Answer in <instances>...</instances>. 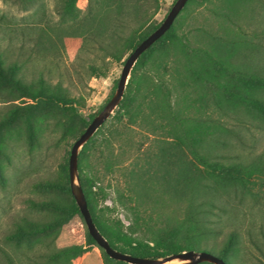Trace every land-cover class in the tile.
I'll list each match as a JSON object with an SVG mask.
<instances>
[{"label": "trees", "instance_id": "1", "mask_svg": "<svg viewBox=\"0 0 264 264\" xmlns=\"http://www.w3.org/2000/svg\"><path fill=\"white\" fill-rule=\"evenodd\" d=\"M77 1L62 0L58 8L60 15L67 18L76 17L79 10ZM191 1L193 0H186L164 33L136 58L123 95L117 103L121 109H136L137 106L133 103L137 101L140 84L147 81L141 73V68L147 60L154 61L156 66L160 64L163 59H158L167 55V43L173 48L184 51V43L177 32V18ZM218 1L219 4L214 8V12L220 18L221 32L210 33L209 39L205 41L206 44L194 48L196 51L194 55L200 58L197 61L193 62L191 55L185 54L188 59L186 76L196 84L209 88L214 105L225 116L233 117L242 126H248L254 121L255 126L262 127L264 125V0ZM124 4L123 0H115L116 15L121 13ZM108 5L107 7L110 8L111 6ZM132 6L134 8V1L131 3ZM133 8L129 9V13L133 19H136V23L131 25L130 33L126 35L116 33L118 38L116 41L121 42L122 46L127 45L130 52L162 21L153 23L148 29L141 31L147 17L142 18L137 15V11ZM248 26L249 30H247ZM163 40L168 42L155 48ZM116 41L112 43L114 46L109 52L112 55H116L117 52ZM20 68L21 64L15 60L5 63L0 50V86L11 99L19 101L13 102L0 117V146L9 133L25 131L28 135H32L39 126L40 120L54 116L62 122L64 131L69 126L81 124L82 128L79 126L78 131L74 133L77 138L104 105L90 113L89 118L86 119L79 113L77 96L70 94L60 82L51 83L42 76L26 81L20 75ZM90 68L93 73H101L95 65L91 64ZM150 90L152 97L148 106L155 115L167 118L166 124H170L168 131L173 139L168 144L160 146V154L153 153V158L152 154L147 155L149 158L147 165L143 166L136 160L129 169L128 189L132 200L125 199L120 192L115 196V203L120 204L130 214H128L129 223L125 224L120 218L109 219L102 209L98 208L97 195L105 196L106 190L101 186L94 188L96 177L89 173L88 168H84L88 165L90 152L101 144L95 134L105 120L78 151L79 180L93 221L109 243L124 252L162 257L188 248L206 249L221 256L228 264H234L232 260L240 249V236L235 228L227 231L217 250L212 248L215 247L214 245L208 247L203 246L202 243L209 240L210 236L218 234L220 226L216 209L223 210L222 197L239 190L241 193L250 192L251 176L264 172V157L258 154L247 161L238 156L233 159L231 149L228 147L233 145V138L241 140L240 126L239 128L227 126L214 118L210 124H206L208 125L206 129L204 120L195 119L191 122L188 116L181 115L179 109L171 105V88L166 84L157 82L150 87ZM112 94L113 92L107 100ZM200 125H203L205 130L201 136L193 131L194 129L199 131ZM186 147L194 158L188 159ZM223 147L224 151L221 149ZM105 167H111L109 160H106ZM62 171L65 181L46 178L33 183L35 188L49 189L53 192L43 197L27 198L32 210L44 211L46 216L22 215L14 221L13 228L4 234V239L16 249L17 253L13 254L2 247L0 264H74L73 259L88 250L93 243L98 245L104 256L114 264H130L109 256L88 229L85 232L84 243L72 242L63 245L55 243L64 223L75 214L83 218L71 193L68 159ZM167 199L180 201L183 204L177 205L174 213L168 212L165 211L164 203ZM141 200L150 202L166 213L163 224L147 228L151 234H146L145 231L136 234L139 215L133 203ZM40 246L42 249L39 248ZM260 261L264 264L262 260ZM202 263L214 264L210 261L194 264Z\"/></svg>", "mask_w": 264, "mask_h": 264}, {"label": "rangeland", "instance_id": "2", "mask_svg": "<svg viewBox=\"0 0 264 264\" xmlns=\"http://www.w3.org/2000/svg\"><path fill=\"white\" fill-rule=\"evenodd\" d=\"M61 1L0 0V50L5 63L15 60L21 64L20 75L24 80L42 76L51 83L60 82L70 94L77 96L79 113L88 119V115L105 104L110 93L115 91L114 84L119 78L123 60L130 52L127 45L122 46L116 41V35L130 33L131 25L136 23L129 13L133 8L131 3L134 1L133 9L137 15L147 17L143 31L163 20L174 0H123L124 7L116 18L115 0H78L79 10L73 18L60 15ZM218 4V0H193L188 4L177 18V32L184 43V51L173 48L166 40L160 41L155 48L166 42L167 55L158 59L163 60L157 66L152 60H147L142 66L141 73L147 81L140 84L137 101L133 103L136 109L123 110L116 105L95 134L101 144L90 152L88 165L84 168L96 177L94 188L101 186L106 190L105 196L97 195V206L109 219L120 218L125 224L130 222L127 210L115 203L117 192L132 200L128 189L129 169L136 160L143 166L147 165V155L152 154L153 158L155 153L160 154V146L173 139L168 131L170 124H166L167 118L155 115L148 106L152 97L150 87L157 82L171 88V105L179 109L181 115L188 116L191 122L202 119L206 125L217 118L227 126H240L241 140L233 138V145L228 147L233 159L238 156L247 161L258 154L264 157V125L255 126L251 121L248 126H242L233 117L225 116L214 105L209 88L186 76L188 59L185 54H190L193 62L197 61L200 58L194 55V48L206 44L210 33L221 32L220 18L214 12ZM115 41L117 52L112 55L109 52ZM91 64L97 66L101 73H93ZM9 98L0 86V117L13 102H19ZM79 126L82 128L78 123L64 131L62 122L54 116L40 120L32 135L25 131L6 135L0 146V252L3 247L17 253L4 239L15 220L22 215L46 216L44 211L32 210L27 198L53 193L49 189L35 188V181L46 178L64 180L62 168L69 158L68 151ZM193 131L201 136L205 130L200 125L199 131ZM221 149L225 150L224 147ZM186 152L188 159L194 158L187 147ZM106 160L110 161L111 167H105ZM251 181L250 192L241 193L239 190L222 197L224 208L216 209L220 226L218 234L202 243L208 247L214 245L212 248L217 250L227 231L235 228L240 236V249L232 260L234 264L264 262V172L253 174ZM164 203L165 211L172 213L177 205L183 204L173 199ZM133 204L139 215L136 234L144 231L151 234L147 228L163 224L166 213L161 208L157 209L143 200ZM86 229L83 218L75 214L62 225L55 243H84ZM39 248L42 249L41 246ZM179 262L178 258L165 261L166 264ZM73 263L114 264L94 243L75 257Z\"/></svg>", "mask_w": 264, "mask_h": 264}, {"label": "water", "instance_id": "3", "mask_svg": "<svg viewBox=\"0 0 264 264\" xmlns=\"http://www.w3.org/2000/svg\"><path fill=\"white\" fill-rule=\"evenodd\" d=\"M185 2L186 0H174L160 24L146 37H144L127 55L117 81L116 89L113 92L112 96L105 102L100 111L95 114V116L91 119V121L79 134V136L75 138L70 148L68 158L69 185L71 193L80 209L89 233L109 256L127 261L129 263L166 264V260H169L171 258H178L180 260L178 264H194L200 261H210L214 264H228L221 256L206 249L188 248L179 252L166 254L162 257H151L131 254L129 252H124L113 247L109 243L108 239L100 232L95 222L93 221L91 212L87 205V200L83 188L79 180L77 159L80 147L97 129V127L108 117L113 108L121 99L129 77L130 70L136 58L144 49H146L153 41H155L161 34L164 33V31L170 26L174 18L177 16L180 9L184 6Z\"/></svg>", "mask_w": 264, "mask_h": 264}]
</instances>
